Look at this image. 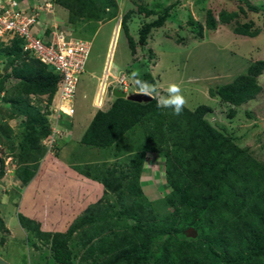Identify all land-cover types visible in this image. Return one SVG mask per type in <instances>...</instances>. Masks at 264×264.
Wrapping results in <instances>:
<instances>
[{
    "label": "trees",
    "instance_id": "1",
    "mask_svg": "<svg viewBox=\"0 0 264 264\" xmlns=\"http://www.w3.org/2000/svg\"><path fill=\"white\" fill-rule=\"evenodd\" d=\"M53 2L67 9V22L74 29L83 23L111 21L119 14L117 0ZM168 11L143 23L140 45L146 44L154 28L163 26ZM249 11L262 17L264 24V10L248 0L230 14L221 13L220 20L229 24L235 19L234 33L256 37L261 26H256ZM128 18L129 14L123 17L122 28L134 54L137 42ZM207 25L218 27L212 10L207 12ZM199 33L203 34L202 27ZM0 53L7 57L0 71V145L15 161L16 177L28 185L44 174L40 170L47 153L43 140L52 133L49 105L61 77L25 50L20 37L8 43L0 40ZM148 64L141 62L139 79L155 85ZM128 73L132 75L134 69ZM263 73L264 59L251 63L233 81L212 88L211 94L232 105L234 116L235 108L259 95L258 78ZM156 103L115 97L107 110L96 111L80 142L108 150L116 160L71 163V168L98 181L104 190L67 230H45L41 216L18 212L20 225L32 235L29 242L36 249H49L48 264H264V162L208 120L212 106L201 104L193 110L186 106L177 116L158 109ZM10 120H19L17 130ZM135 134L138 139L132 138ZM150 156L162 158L169 188L158 200H150L141 184ZM5 172L1 159L0 179ZM0 227L6 229L3 222ZM190 227L197 230V237L188 235Z\"/></svg>",
    "mask_w": 264,
    "mask_h": 264
},
{
    "label": "rangeland",
    "instance_id": "2",
    "mask_svg": "<svg viewBox=\"0 0 264 264\" xmlns=\"http://www.w3.org/2000/svg\"><path fill=\"white\" fill-rule=\"evenodd\" d=\"M30 1L32 4L51 1L54 14L47 16V20L67 27L77 37L91 41L92 47L73 102L76 113L58 124L63 134L56 140L59 147L56 148L57 154H49L42 159L40 170L44 174L36 175L32 183L24 185L15 175V161L0 145V163L3 159L6 171L0 179V224L3 222L6 226V229L0 227V237L5 239L3 243L0 241V257L4 260H0V264H6V259L13 264H48L49 249H36L29 242L33 240L32 235L20 225L18 212L29 217L41 216L42 222L47 224V227H43L45 230L65 231L89 203L102 196L104 188L98 181H75L74 169L70 165L116 160L111 157L110 151L88 147L80 142L96 111L107 110L113 102L110 86L106 87L103 96L100 95V84L109 62V73L117 77L125 74L131 82L128 92H136L139 89L133 83L132 75L128 76L126 71L131 68L139 73L143 70L141 62L148 61L149 70L157 79L155 85L160 95H166L164 89L169 83L179 84L188 108L193 110L201 104L212 106L208 120L223 129L245 151L264 162V73L258 78L262 86L259 95L235 108L237 113L234 116L230 115L231 108H234L232 105L211 94L212 88L233 81L238 75L246 73L251 63L264 59L262 17L249 11L256 26H261V32L256 37L234 33L235 19L229 24L220 20L221 13L234 12L240 4H244V0H117L119 14L116 18L83 23L77 29L68 24L67 9L56 6L53 0ZM248 1L264 10V0ZM165 9L169 10V14L163 26L154 28L146 44L140 45L139 30L143 23L158 18ZM149 10H154L155 14L148 13ZM208 10L213 11L218 24L214 30L207 25ZM126 14H129L130 34L137 42L134 54L128 35L122 28V19ZM42 20L46 25H51L50 21ZM118 25L119 33L115 38ZM200 27L203 34L199 33ZM6 59L0 53V71H3ZM112 80L113 77H108V82ZM9 82L13 83L14 80L10 78ZM40 103L45 109V103ZM49 119L51 124L56 123L52 115H49ZM18 123L19 120H10V125L16 130ZM65 128L67 135L64 134ZM133 137L138 139L139 135ZM45 140L43 142L49 144L50 141ZM45 159H49L48 163ZM161 159L150 156L146 160L141 184L150 200H158L169 191ZM73 186H83L84 189H76L78 191L74 195Z\"/></svg>",
    "mask_w": 264,
    "mask_h": 264
},
{
    "label": "built area",
    "instance_id": "3",
    "mask_svg": "<svg viewBox=\"0 0 264 264\" xmlns=\"http://www.w3.org/2000/svg\"><path fill=\"white\" fill-rule=\"evenodd\" d=\"M52 14L51 1L32 4L30 0H0V40L8 43L14 37L22 38L24 49L52 66L61 77L49 105L50 116L56 121L52 123V133L47 140L50 141L47 143L49 148L54 147L57 137L63 134L58 124L76 113L73 102L92 47L91 41L77 37L67 27L47 20ZM42 19L50 21L51 25H46ZM109 72V69L105 72L100 92L104 93L109 86L127 91L130 83L125 75L117 77ZM108 77H113L112 82H108Z\"/></svg>",
    "mask_w": 264,
    "mask_h": 264
},
{
    "label": "clouds",
    "instance_id": "4",
    "mask_svg": "<svg viewBox=\"0 0 264 264\" xmlns=\"http://www.w3.org/2000/svg\"><path fill=\"white\" fill-rule=\"evenodd\" d=\"M109 68H106V69H109ZM126 72L128 73V71H126ZM122 75H125V74H122ZM128 76H130L129 73H128ZM139 76H140V73H138V72H134L132 74L133 83L139 89V91H136V92H138L137 94L145 95L147 97H150L151 99H155L156 102H157L156 106H157L158 109H162V110L163 109H169V110H171L173 115H177V116L182 114L184 108L187 105V101H186L185 96L182 93V89H181L179 84H177V83H169L167 85V87L164 89L166 95H160L156 85L149 84V83L139 79ZM125 77H126V75H125ZM128 82L131 83L129 80H128ZM130 86H131V84H130ZM117 88H119V87H117ZM110 89L112 90L111 92L113 93V90L115 88H112V86H110ZM119 89L123 90L122 88H119ZM128 90H129V88H128ZM128 90L127 91L123 90V91H126L127 93H135V92H128ZM103 94L104 93H100L101 96H103ZM114 98H115V96H114ZM102 100H103V98H102ZM64 119H66V118H64ZM62 131H63V129H62ZM66 131H68V130H66V128H65L64 129V134L67 135ZM48 138L49 137H47L46 139L48 140ZM47 140H45V142H47ZM43 144L47 145V143L45 144L44 142H43ZM46 147H47V153H46L45 156H47L49 154L51 156H55V154H57L56 148H59L57 146V144H55V146L52 147V148H49L48 145Z\"/></svg>",
    "mask_w": 264,
    "mask_h": 264
},
{
    "label": "water",
    "instance_id": "5",
    "mask_svg": "<svg viewBox=\"0 0 264 264\" xmlns=\"http://www.w3.org/2000/svg\"><path fill=\"white\" fill-rule=\"evenodd\" d=\"M138 92H135V93H127L126 91H123L119 88H115L113 90V95L117 98H127L129 100H132V101H135V102H149L151 101L152 99L150 97H147L145 95H139L137 94ZM187 233L189 236H192V237H197L198 235V232L195 228L193 227H190L188 230H187Z\"/></svg>",
    "mask_w": 264,
    "mask_h": 264
},
{
    "label": "crops",
    "instance_id": "6",
    "mask_svg": "<svg viewBox=\"0 0 264 264\" xmlns=\"http://www.w3.org/2000/svg\"><path fill=\"white\" fill-rule=\"evenodd\" d=\"M108 65H109V63H108ZM108 67H109V66H108ZM108 67H107V68H108ZM106 70H107V69H106ZM129 75H130V74H129ZM130 76H131V75H130ZM49 158H50V157H49ZM48 160H49V159L45 160V162L48 163V162H47ZM72 172L75 174V178H74L75 181H84L85 179H86V180L89 179V178L85 177L84 175L78 173V172L75 171V170H72ZM40 174H41V173H40ZM68 174H69V178H70V173H68ZM71 175H73V174H71ZM89 180H90V179H89ZM85 183L87 184V183H89V182H85ZM100 185H101V184H100ZM87 188H88V186H87ZM87 188H86V189H87ZM76 189H78V190H79V189H80V190H83L84 187H83V186H81V187L73 186L72 193H73L74 195H75L76 192L78 191V190L76 191ZM69 190H70V189H69ZM69 190H68V191H69ZM46 225H47V224H45V222H44V223L42 224V227L45 228V227H47ZM44 228H43V229H44ZM0 260H1L2 262H4V260H2L1 257H0ZM5 263H6V264H13V263H11V262H8L7 259L5 260ZM18 264H20V263H18Z\"/></svg>",
    "mask_w": 264,
    "mask_h": 264
},
{
    "label": "bare ground",
    "instance_id": "7",
    "mask_svg": "<svg viewBox=\"0 0 264 264\" xmlns=\"http://www.w3.org/2000/svg\"><path fill=\"white\" fill-rule=\"evenodd\" d=\"M118 33H119V25L116 27V30H115V38L118 36ZM110 63V62H109ZM109 68V67H108ZM99 96V95H98ZM100 99V98H99ZM102 99V98H101ZM98 100V98H97ZM99 103V102H98Z\"/></svg>",
    "mask_w": 264,
    "mask_h": 264
}]
</instances>
